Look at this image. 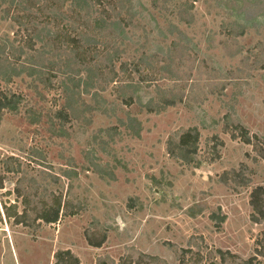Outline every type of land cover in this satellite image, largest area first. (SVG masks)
<instances>
[{
    "label": "rangeland",
    "instance_id": "1",
    "mask_svg": "<svg viewBox=\"0 0 264 264\" xmlns=\"http://www.w3.org/2000/svg\"><path fill=\"white\" fill-rule=\"evenodd\" d=\"M185 1L155 6L152 0H131L133 18L122 14L130 20L123 25L124 40L109 33L103 39L93 22L76 30L58 24L70 40L80 33L84 48L89 36L94 51L106 44L124 51L115 61V81L100 90L96 80L89 91L93 79L87 71L78 73L74 60L67 62L76 57L67 47L70 40L53 39L54 50L43 37L30 50L25 29L14 21L19 13L0 8V44L14 42L15 60L36 70L11 82L0 77V92L23 97L18 112H3L0 121V264H54L60 249L71 250L81 264L101 258L130 264L132 252L157 256L159 264H180L181 250L190 247L187 264L235 263L232 258L222 263L218 250L264 264V222L253 221L250 203L253 189L264 186V11L244 16L243 0H196L187 24L176 10ZM138 63L140 72L132 71ZM65 87L76 89L69 100ZM122 95L134 96L133 103L126 105ZM139 98L179 101L149 113ZM128 114L143 123L141 137L120 122ZM194 126L201 133L198 153L187 165L169 156L167 141ZM244 131L252 143L244 140ZM28 191L50 200L62 195L65 210L79 213L62 214L52 224H17L4 206L21 212L18 193ZM213 213L226 215L220 228Z\"/></svg>",
    "mask_w": 264,
    "mask_h": 264
},
{
    "label": "trees",
    "instance_id": "2",
    "mask_svg": "<svg viewBox=\"0 0 264 264\" xmlns=\"http://www.w3.org/2000/svg\"><path fill=\"white\" fill-rule=\"evenodd\" d=\"M153 5H166L169 0H152ZM264 0H243V6H240V10L245 16L246 13L254 14L258 16L264 11V5L262 4ZM196 0H189L182 2L176 5L177 15L180 17V20L184 21L187 24L193 22V18L190 14L195 8ZM131 0H0V8L6 5L4 8L10 13V10L13 9L14 13L17 12L18 15L13 16L14 21L17 22L19 27H23L28 36V46L30 50H36V45L38 41L47 38L45 45L51 44V48L58 50V47L53 46L54 43L50 42L53 39L64 36L63 42L69 41V33H62L60 27H57L58 24L66 22V26H70L73 30L80 23H83L86 28L90 27V22H93V28L96 30H101L102 37L109 38L106 34L109 33L114 39L115 37H120L123 40L127 37L123 25H130L127 18L122 16L123 13H127L128 17L131 19L130 14H134L132 7L130 5ZM98 8V9H97ZM36 19L42 20V22H36ZM41 23H45L44 26L40 27ZM124 23V24H123ZM86 35V34H85ZM44 37V38H43ZM89 38L90 45L84 48V39L78 33L76 38L70 40L72 43H67V47L71 48L73 51H76L75 55L72 58H68L67 62L74 60L76 67H79L77 72H82V69H85L88 73V76L92 78V82L87 84L86 90L89 91V87H94V81H101L102 84H98L100 90H105V85L110 81H115V78L118 75L117 67L115 61H119L123 57L124 51L119 48V46L108 45L103 46L104 50L101 52L94 51L97 48L92 46L95 44L92 41V38ZM114 41V40H113ZM44 44V43H43ZM44 47V46H43ZM62 47V46H61ZM16 47L15 43L7 40L5 43L0 44V77L7 81L11 82L13 77L21 76L22 73H26L29 76H34L36 71L32 66H24V62L20 65L16 60ZM78 48V50H77ZM102 48V49H103ZM82 49V54L78 52ZM19 55L23 54V49H19ZM90 54L92 56L90 57ZM30 63H32L33 55L28 56ZM79 57V58H77ZM70 59V60H69ZM95 61V65L93 64ZM32 64H35L34 62ZM126 63H121L122 71H126ZM140 64L134 65L132 71L140 72ZM94 74V76H93ZM89 78V79H90ZM76 89L74 87L68 88L65 87V92L68 95V100L73 97V93ZM122 101L126 105H130L134 101V96L130 98L122 95ZM22 95L16 94L11 91H1L0 92V121L2 119L3 112H18L20 104L22 103ZM139 103L146 109L149 113H160L166 110L170 106L177 105V99L163 98V102H155L153 99L149 100L146 103H143L140 98L138 99ZM68 109L73 110L75 108L74 101H68ZM66 109H61L58 113L63 118L67 117V114L64 112ZM120 122L127 127L130 133L135 137H141L143 131V123L136 116L131 114L127 115L126 119H120ZM239 126L238 128H240ZM237 128V126H236ZM108 134L111 136V129H107ZM233 137H236L235 132L232 133ZM244 140L247 143H252V139L248 136V133L244 131ZM201 133L198 127H190L185 132L180 135L179 140L175 137H170L167 141V149L170 157L180 161L183 164L191 165L196 159L199 147V139ZM112 137V136H111ZM104 147V146H103ZM93 165L96 168V171L104 177L105 175L101 173L99 164L93 162ZM94 168V169H95ZM112 179H115L114 174H110ZM249 179H245L244 184H249ZM0 188H3V180L0 179ZM27 193V194H26ZM26 193H18L19 196L23 197L24 208L21 212H18L17 206H9L5 208V214L8 218H13L15 223L21 224L24 226L31 225L33 222H41L45 224L57 223L60 220L62 214L64 215H77L78 210L66 211V206L68 205L63 201L62 195L54 196L53 199H49L45 196V193L37 194V192L31 193L30 191ZM36 195L39 196V200L34 202ZM27 196H31L30 201L27 199ZM251 206L254 209L252 214V219L256 223L264 222V186H256L251 193ZM216 223V227L220 228L222 223L226 220V215L219 216L216 213H213L211 216ZM32 221V222H30ZM95 246H100L101 243L94 244ZM193 253V248H183L181 250L180 264L185 263V256L187 253ZM218 255L221 257V262L226 263L228 258L235 260L234 264H253L255 258H250L244 260L230 254V252H225L223 250H218ZM232 255V256H231ZM55 262L54 264H81L80 259L75 255L71 250H57L54 254ZM129 258V263L135 261H146L144 264H159L160 258L147 254L144 252H132L127 256ZM114 263L113 260H111ZM97 264H107L106 258H101ZM209 264H218L215 260H212Z\"/></svg>",
    "mask_w": 264,
    "mask_h": 264
}]
</instances>
